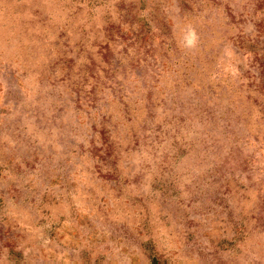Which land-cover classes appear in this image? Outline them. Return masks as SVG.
Instances as JSON below:
<instances>
[{"label":"rangeland","instance_id":"374dc122","mask_svg":"<svg viewBox=\"0 0 264 264\" xmlns=\"http://www.w3.org/2000/svg\"><path fill=\"white\" fill-rule=\"evenodd\" d=\"M186 1L0 0V264H264V0Z\"/></svg>","mask_w":264,"mask_h":264},{"label":"trees","instance_id":"16d2710c","mask_svg":"<svg viewBox=\"0 0 264 264\" xmlns=\"http://www.w3.org/2000/svg\"><path fill=\"white\" fill-rule=\"evenodd\" d=\"M187 3H189V1L183 0V4H184V6H185ZM142 26H143V25H142ZM144 28L146 29V25H145V24H144ZM146 31H148V30L146 29ZM153 264H169V263H167V262H165V261H159V260L153 259Z\"/></svg>","mask_w":264,"mask_h":264}]
</instances>
